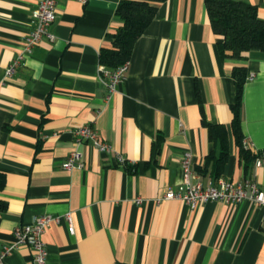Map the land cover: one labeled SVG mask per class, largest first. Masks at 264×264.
Instances as JSON below:
<instances>
[{"label": "crops", "instance_id": "1", "mask_svg": "<svg viewBox=\"0 0 264 264\" xmlns=\"http://www.w3.org/2000/svg\"><path fill=\"white\" fill-rule=\"evenodd\" d=\"M119 1L57 0L53 41L44 38L7 77L40 0H0V251L15 228L69 214L72 234L61 221L42 236L46 264H264V206L156 203L183 187L185 151L203 185L252 179L264 192V51L221 59L205 0H166L109 94L101 69L111 70L99 53L121 25ZM237 1L264 21V0ZM235 67L246 71L240 132L255 157L246 170L231 127ZM86 125L109 154L75 142L73 131ZM221 136L227 157L216 173ZM75 150L83 168L64 170ZM31 260L22 247L2 264Z\"/></svg>", "mask_w": 264, "mask_h": 264}, {"label": "built area", "instance_id": "2", "mask_svg": "<svg viewBox=\"0 0 264 264\" xmlns=\"http://www.w3.org/2000/svg\"><path fill=\"white\" fill-rule=\"evenodd\" d=\"M84 2V0H79ZM57 0H40L37 9L33 14V30L25 38L23 49L20 54L13 60L7 68L5 75L10 77L15 70L21 65L26 55L30 54L44 38L50 42L53 36L49 34V27L55 20ZM127 70V64L115 69H101L102 77L106 82L107 91L112 94L116 86L123 80ZM73 137L76 143L88 142L99 153L109 154L111 147L106 142L99 139L97 132L90 126H82L73 131ZM245 149L249 148L246 142H243ZM117 164L123 165L125 161L120 156H115ZM255 165L261 166L262 159L256 158ZM180 168L182 173L183 187L178 191H167L156 203L167 200H175L184 203L191 210L199 206L212 203L222 202L230 205H236L244 200H249L255 205L264 206V192L252 179H244L240 182H229L218 179L214 184L203 185L199 182L193 172L192 153L185 151L180 157ZM64 170L82 169V153L73 151L69 154L62 164ZM192 179L194 181H192ZM136 200V204H140ZM64 221L67 225L68 232L73 233L72 219L69 214L64 216L43 215L33 219L30 225L17 227L12 232V242L2 247L0 251V264L3 259L22 247H26L31 252V264H46L47 251L42 241V236L51 224H58Z\"/></svg>", "mask_w": 264, "mask_h": 264}, {"label": "trees", "instance_id": "3", "mask_svg": "<svg viewBox=\"0 0 264 264\" xmlns=\"http://www.w3.org/2000/svg\"><path fill=\"white\" fill-rule=\"evenodd\" d=\"M165 1L120 0L115 15L121 21V25L110 37L111 48L100 51V65L115 70L127 64L136 40L153 20L156 6ZM205 10L212 33L221 40L217 45L221 59L229 57L234 60H243L245 54L250 51H264V21L257 17L254 6L237 0H205ZM231 77L235 87L234 103L231 105L233 113L231 127L239 149L240 160L246 170L255 158L244 148L240 132L239 114L246 71L242 67H235ZM216 128L219 127H210L211 135ZM221 140L222 152L214 161L216 173L224 165L227 157L226 141L222 136Z\"/></svg>", "mask_w": 264, "mask_h": 264}]
</instances>
